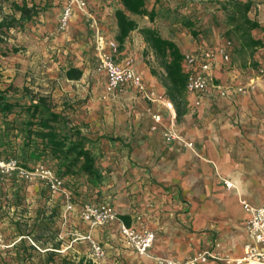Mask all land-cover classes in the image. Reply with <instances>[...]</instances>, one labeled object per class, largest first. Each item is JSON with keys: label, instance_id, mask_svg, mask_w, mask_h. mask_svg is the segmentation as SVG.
I'll return each mask as SVG.
<instances>
[{"label": "crops", "instance_id": "obj_1", "mask_svg": "<svg viewBox=\"0 0 264 264\" xmlns=\"http://www.w3.org/2000/svg\"><path fill=\"white\" fill-rule=\"evenodd\" d=\"M154 1L149 0L147 6L152 8ZM186 1L188 10L184 13L193 16L194 25L201 27L197 37L187 28L181 29V24H174L171 32L157 19L151 22L148 16H132L140 27H156L164 37L176 41L183 54L200 46L216 51V80L228 86L255 83L247 92L232 87L227 96L203 97L199 105L195 104L197 96L186 92V111L177 119L176 107L174 111L167 110L135 90L108 96L105 74L98 71L99 81H95L90 67L76 60L75 55L73 63L62 72L65 81L87 86L82 129L92 138L96 135L94 139L100 137L94 148L100 146L104 153L99 163L104 173L102 200L118 214V218L102 226L92 227L84 221V233L105 241L107 255L100 264H157L156 257L185 260L215 244L218 247L213 249L222 255L240 258L248 239L249 218L242 199L253 205L264 203V81L258 78L259 71L264 70V0H238L251 3L248 16L260 24L252 35L263 46L253 53L224 35L227 14L221 4L226 0ZM167 2L177 6L180 0ZM86 3L95 10L106 33L120 44L115 17L116 9L122 7L120 0ZM80 13L86 15L83 10ZM83 15L75 13V22L80 18V28L86 27ZM86 31L82 30L83 35ZM228 40L230 58L225 60L219 51ZM76 45L80 44H71L70 51L75 52ZM91 45L97 63L93 37ZM119 50L120 61L132 58L148 86L168 97L164 69L139 29L128 35ZM70 67L83 70L82 77L69 79L66 71ZM94 89L100 94L93 95ZM151 110L163 116V124L153 130ZM88 124L90 128L84 129ZM164 128L172 129L177 138L166 142ZM231 181L237 186L228 188L227 182ZM136 212L144 214L147 225L156 233L150 256L130 247L121 234L120 216L129 215L132 221ZM85 259L91 260L90 255ZM219 263L210 258L197 264Z\"/></svg>", "mask_w": 264, "mask_h": 264}, {"label": "rangeland", "instance_id": "obj_2", "mask_svg": "<svg viewBox=\"0 0 264 264\" xmlns=\"http://www.w3.org/2000/svg\"><path fill=\"white\" fill-rule=\"evenodd\" d=\"M14 1L22 3L24 0ZM26 1L29 6L36 4L39 14L31 21L24 22V25L11 30L0 29L1 88H11V92L19 95L28 88L33 94L51 96L58 110L66 107V113L72 122H80L83 126L86 101L83 96L87 86L65 81L62 72L73 63L75 58H72L75 55L76 60L81 59L90 67L92 78L99 81L91 45V19L80 13L81 9L76 0ZM71 1L74 11L68 25L63 29L60 18L64 6ZM87 6L91 13H95L88 3ZM176 7L179 9L181 6L160 8V16L157 18L160 26L170 28L171 32L174 24H181L180 20L188 16L175 9ZM75 13L83 15L85 28H80V18H77L79 22H75ZM5 15L19 18L20 12L14 11L10 2L0 3V21ZM180 28L184 29L182 26ZM85 29L87 31L83 35L82 30ZM85 39L87 43H84ZM78 43L80 45H76L77 50L70 51V45ZM85 44L86 48L82 49L81 46ZM14 48L19 50L14 52ZM74 91H77L75 97L72 96ZM93 91V95L97 93L95 89ZM110 105L107 103L108 107ZM154 124L153 121L151 130ZM88 128L90 124L84 126V129ZM164 130L165 128L162 136L170 143ZM94 150L100 163L104 155L102 148L97 146ZM10 159L1 161L7 162ZM40 166L42 165H37L32 170L25 169L26 173L18 168L9 172L0 171V264H78L81 258L85 259L91 253L90 243L78 238L76 231L79 234H84L85 231V222L80 211L81 202L86 199L102 200L104 196L99 191L100 186L87 185L85 179L80 178L77 181L78 186L70 187L62 183L60 188L54 190L50 174L42 172ZM101 240L105 245V241L102 238ZM57 243L60 244L59 248L54 247ZM217 247L216 244L213 245V248ZM219 264L227 262L220 261Z\"/></svg>", "mask_w": 264, "mask_h": 264}, {"label": "trees", "instance_id": "obj_3", "mask_svg": "<svg viewBox=\"0 0 264 264\" xmlns=\"http://www.w3.org/2000/svg\"><path fill=\"white\" fill-rule=\"evenodd\" d=\"M10 2L14 11L20 12V17L5 15L0 21V29L11 30L24 25L39 14L36 4L29 6L26 0L19 3L14 0H0V3ZM122 7L115 11L118 26L117 39L122 44L128 35L136 29L143 34L153 53L164 69V85L168 97L175 103L177 119L186 111L187 75L183 70V57L176 41L164 37L158 28L153 26L140 27L132 15L148 16L151 22L160 16V8L170 6L167 0H155L152 8L147 6L149 0H120ZM158 3V7L156 4ZM186 0H180L175 9L180 12L188 10ZM183 6V8H182ZM227 14L228 29L224 35L228 39H236L251 49L253 53L263 42L252 35V31L260 28L259 22L248 16L250 2L226 0L221 4ZM164 16V15H163ZM193 16L188 14L180 20L182 27L197 37L200 26L194 25ZM119 44V45H120ZM14 48L13 51H18ZM83 70L70 67L66 71L69 79H80ZM82 125L73 123L66 113V107L57 109L53 98L47 95L33 94L28 88L22 94L11 92V88L2 89L0 85V160L14 158L18 166L32 170L37 165L48 167L64 184L78 186V179L84 178L91 186H101L104 173L99 166L94 144L100 137L94 139L85 133ZM69 182H72L69 183ZM100 191V190H99ZM86 199L81 202V206ZM102 201L97 200L95 202ZM126 224L131 223L129 215H121ZM59 243L55 248H59ZM69 262L63 263L68 264ZM75 264V262H71ZM78 264H95L92 260L81 258Z\"/></svg>", "mask_w": 264, "mask_h": 264}, {"label": "built area", "instance_id": "obj_4", "mask_svg": "<svg viewBox=\"0 0 264 264\" xmlns=\"http://www.w3.org/2000/svg\"><path fill=\"white\" fill-rule=\"evenodd\" d=\"M76 1L79 8L91 19L93 41L97 54L96 65L98 71L103 72L106 76V94L108 96H116L121 92L135 90L146 100L160 102L167 110L174 111L175 103L166 95L158 94L148 86L142 73L136 69L132 58H127L125 61L118 59L120 52L118 41L106 33L96 13H91L87 8L86 0ZM73 11L74 6L72 1L64 6L60 18L61 28H66ZM230 45L231 41L228 40L226 46L219 51L225 60H229L230 58ZM216 54V51L203 46L184 54L182 65L187 75L186 92L197 96L196 105L200 104L203 97H225L232 87H235L240 92H247L255 84L228 86L217 81L213 74V64ZM259 73L260 76L258 78L264 81V70L261 69ZM150 114L155 123L152 126L153 129H156L159 124H163L161 112L151 110ZM164 135L169 141L177 138L176 133L170 128H165ZM15 168L20 169L22 173L27 172L24 168L18 166L16 159H10L7 162L0 160V171L9 172ZM39 169L44 173L50 174L51 186L54 190L60 188L63 181L56 177L50 169L45 168L43 165ZM227 186L228 188L233 187L230 182H227ZM243 205L249 212L247 220L248 239L244 245V253L240 258L231 259L222 255L218 250L207 249L182 261L156 257V263L197 264L213 258L219 261H226L227 263L264 264V203L253 205L244 200ZM81 218L92 227H96L105 225L109 221L118 218V214L107 201H86L81 206ZM121 234L130 247L142 255L150 256V250L156 240V233L147 225L144 214L136 212L130 224H126L121 220ZM78 238L90 243V258L94 263L100 264L106 258V248L100 240L95 239L90 233L78 234Z\"/></svg>", "mask_w": 264, "mask_h": 264}, {"label": "bare ground", "instance_id": "obj_5", "mask_svg": "<svg viewBox=\"0 0 264 264\" xmlns=\"http://www.w3.org/2000/svg\"><path fill=\"white\" fill-rule=\"evenodd\" d=\"M230 183L232 184V186H235V187L237 186L236 182H232V181H231ZM243 202H244V200H242V203H243Z\"/></svg>", "mask_w": 264, "mask_h": 264}]
</instances>
